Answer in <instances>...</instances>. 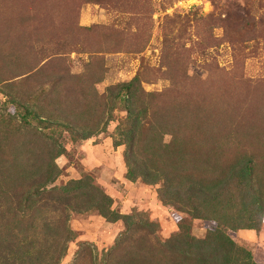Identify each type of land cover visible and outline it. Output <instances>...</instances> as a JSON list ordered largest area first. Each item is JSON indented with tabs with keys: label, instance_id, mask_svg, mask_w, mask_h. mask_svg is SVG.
I'll return each instance as SVG.
<instances>
[{
	"label": "rangeland",
	"instance_id": "rangeland-1",
	"mask_svg": "<svg viewBox=\"0 0 264 264\" xmlns=\"http://www.w3.org/2000/svg\"><path fill=\"white\" fill-rule=\"evenodd\" d=\"M20 1L33 20L0 0V205L27 190L20 228L62 237L43 264H217L170 240L219 225L224 264H264V0ZM193 180L221 187L202 219L177 201Z\"/></svg>",
	"mask_w": 264,
	"mask_h": 264
},
{
	"label": "trees",
	"instance_id": "trees-1",
	"mask_svg": "<svg viewBox=\"0 0 264 264\" xmlns=\"http://www.w3.org/2000/svg\"><path fill=\"white\" fill-rule=\"evenodd\" d=\"M33 2L35 0H32ZM27 14L28 20H33L32 13L35 12L33 11L34 9L29 7L27 5L26 1L21 2L18 0L16 3V11L23 15ZM40 12V11H39ZM39 21H43L42 19ZM129 88L131 87V84H128ZM127 88V90L129 89ZM20 108L23 110V120L26 126H32L33 120L36 119V116L33 118L31 117V111L29 108H27L25 105H20ZM137 122V118L135 119ZM131 164L137 168L136 170L139 171V177H142L146 182L148 183H153L154 179L151 177L149 171L147 168L143 167L141 165V162L138 161L137 158L131 156L130 157ZM133 173V170H132ZM86 180L92 181V178L86 177ZM84 182L83 179L81 180H73L68 181L67 183L63 184L65 186V190H71V187L74 185L77 188H83L84 187ZM94 182V181H93ZM229 184L225 183L224 187H228ZM220 186H216L215 189H207L206 187L203 186L202 183L199 181H192L187 187L184 189V191H180L181 195L179 196L180 201L182 198H185L189 194H194L196 197L200 200L199 203H195L193 208L190 210L184 209V211L187 214H191L192 211H195L194 218L197 219H202L205 218L206 216L203 214L204 213V203L208 200H211L218 196L220 194ZM225 189V188H224ZM227 189V188H226ZM23 196H25L26 201L30 198V194H28L27 190H24L22 192ZM70 197V195H68ZM106 197V196H105ZM46 198V197H44ZM108 199V197H106ZM193 198V197H192ZM60 198L57 197H52L51 200H58ZM70 199L73 198L70 197ZM25 201V202H26ZM70 201V200H69ZM25 202H13L10 205H4L5 207H12V210H5L6 213H11V217H7L8 219L6 220L4 218L0 219V264H16L18 261L20 262L19 264H43L45 261L46 257L48 256V247L52 246H58L59 245V238H62L56 233L53 234H48L46 231L40 230L38 231L37 228L35 230V226L33 223H30L29 221L27 222V228L22 229L20 228L19 224V214H22L23 216L27 217L29 216V204ZM193 202V201H192ZM257 202L261 203L260 199L258 198ZM67 203H71L67 202ZM179 203V202H178ZM176 205V204H173ZM177 208L181 209L180 206ZM264 208V207H263ZM262 213L257 216L259 217L262 221L264 219V209H262ZM191 212V213H190ZM4 216V215H1ZM0 216V217H1ZM209 219V218H206ZM44 225L48 226L47 223ZM226 226V225H225ZM223 226V227H225ZM229 228V227H228ZM231 229V227L229 228ZM216 236H214L215 239L211 238L212 234L207 235L206 237H200L196 234L193 233V228L191 230H187L186 227L184 229L182 228L180 233L174 235L172 239L170 240V243H172L174 246H176L179 250H186L189 251L193 254H198L200 255L202 251L207 252L208 250L211 251L212 249H216V253L218 254L217 259H214L215 263L217 264H224L223 263V257L221 258L219 254H222L224 251H226L228 254V245H232V242L230 241V238L228 237L227 234L224 233V231L221 229V225L215 230ZM69 238L65 239L68 240ZM41 248V249H40ZM40 249L39 253L38 250ZM238 250V249H237ZM238 251L234 252L237 253ZM37 253V254H36ZM36 254V255H32ZM57 260L56 258H53ZM57 264H60L59 261L57 260ZM252 264L253 261H252Z\"/></svg>",
	"mask_w": 264,
	"mask_h": 264
}]
</instances>
